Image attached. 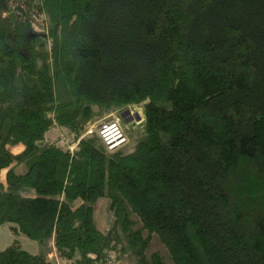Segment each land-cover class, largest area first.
Instances as JSON below:
<instances>
[{"label":"trees","instance_id":"obj_1","mask_svg":"<svg viewBox=\"0 0 264 264\" xmlns=\"http://www.w3.org/2000/svg\"><path fill=\"white\" fill-rule=\"evenodd\" d=\"M134 106L132 152L85 136ZM4 172L0 226L39 252L0 264H264V0H0Z\"/></svg>","mask_w":264,"mask_h":264},{"label":"rangeland","instance_id":"obj_2","mask_svg":"<svg viewBox=\"0 0 264 264\" xmlns=\"http://www.w3.org/2000/svg\"><path fill=\"white\" fill-rule=\"evenodd\" d=\"M143 117V113L141 114ZM140 116V117H141ZM141 117V118H142ZM124 120H123V119ZM137 118L134 121L128 122V118L123 116V112H116L111 114L109 117L103 116L102 118H97L93 120V123L105 121V120H114L118 119L119 121L121 120V126L123 130L129 134L130 140L127 139V143L129 142V145L124 149L123 153H130L132 152L137 143L140 141V139L143 137V119ZM97 121V122H96ZM59 135L60 136V131H57L56 128H54L47 136H46V141L47 142H52L55 141L56 138L55 136ZM16 152H18L16 150ZM27 171V167H24L22 170H19L18 173H25ZM32 189H25L22 191L23 196H31L29 195V191ZM34 191V190H33ZM35 192V191H34ZM36 195V193H35ZM80 201H77L73 204V207H78L80 206ZM94 220L97 228L101 232H107L109 228L112 225V215L110 211V201L107 198H103L101 200H98V202L95 204L94 207ZM11 226L9 224H6L4 226H0V249L3 251L7 249L9 246H11L15 241L19 242L21 245L22 249L29 252L33 253L35 248H32L31 246H38L36 245V242L31 241L24 235L12 233L11 231ZM50 253L53 251V244L49 245ZM150 254L152 253H159L161 254L164 258H166L169 262V253L167 249L162 245L160 240L156 237L152 239V245L149 251ZM53 258L57 257L56 253L53 252L52 255ZM53 261L55 259H52ZM126 262H121V264H127L129 261H132L131 258H128V260H125ZM133 264V262H132Z\"/></svg>","mask_w":264,"mask_h":264},{"label":"built area","instance_id":"obj_3","mask_svg":"<svg viewBox=\"0 0 264 264\" xmlns=\"http://www.w3.org/2000/svg\"><path fill=\"white\" fill-rule=\"evenodd\" d=\"M91 135H98L109 152H115L127 144V137L118 119L105 120L90 125L89 128L86 129L85 136ZM71 150L73 151L74 147H72ZM53 259H55L54 262L60 264L56 257Z\"/></svg>","mask_w":264,"mask_h":264},{"label":"crops","instance_id":"obj_4","mask_svg":"<svg viewBox=\"0 0 264 264\" xmlns=\"http://www.w3.org/2000/svg\"><path fill=\"white\" fill-rule=\"evenodd\" d=\"M123 112V115H125L124 117H127L128 118V122H131V121H134L135 119H137V118H139L140 116H141V112L143 113V107L142 106H134V107H130V108H128V109H126V110H123L122 111ZM142 117V116H141ZM140 117V118H141ZM123 119V118H122ZM142 119V118H141ZM124 120V119H123ZM120 123H121V120H120ZM92 124H94V123H90V124H88L87 126H86V129H88L89 128V126L90 125H92ZM122 127V126H121ZM55 128H56V130L57 131H60V138H62V139H65L66 137H67V133H65L59 126H55ZM85 129V130H86ZM123 129V128H122ZM124 131V130H123ZM124 133H125V135H126V137H127V139L128 140H130V136H129V134L128 133H126L125 131H124ZM59 136V135H58ZM57 137V134H56V136H55V138ZM129 145V142L122 148V149H125L127 146ZM75 146L76 145H73V144H71L70 145V148H72V147H74V149H75ZM22 151V149L20 148V149H18V152H21ZM23 168H21L20 170H22ZM5 179H6V172H4L2 175H1V177H0V183H2V184H5ZM29 191V195H31V196H29V197H35V192L33 191V190H28ZM11 231H12V233H16V232H14V230H13V228H12V226H11ZM37 245V244H36ZM32 248H35L34 250V252L32 253V254H37L38 252H39V247L38 246H34V245H32L31 246ZM0 251H2L1 249H0Z\"/></svg>","mask_w":264,"mask_h":264},{"label":"water","instance_id":"obj_5","mask_svg":"<svg viewBox=\"0 0 264 264\" xmlns=\"http://www.w3.org/2000/svg\"><path fill=\"white\" fill-rule=\"evenodd\" d=\"M123 116H125V115H123ZM140 118V117H139Z\"/></svg>","mask_w":264,"mask_h":264}]
</instances>
